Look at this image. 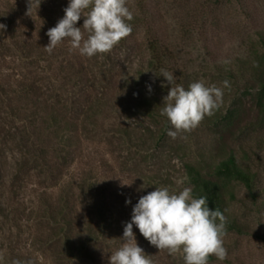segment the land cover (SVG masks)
Wrapping results in <instances>:
<instances>
[{
    "label": "rangeland",
    "instance_id": "374dc122",
    "mask_svg": "<svg viewBox=\"0 0 264 264\" xmlns=\"http://www.w3.org/2000/svg\"><path fill=\"white\" fill-rule=\"evenodd\" d=\"M52 1L59 11L69 4ZM29 5L0 0V264H109L140 196L156 186L176 190L177 181L192 187L186 164L207 162L208 170L229 150L256 173L258 195L236 180L225 188V216L247 232L226 231L227 258L208 264H264V119L253 71L264 50V0H127L131 34L92 57L70 51L68 40L49 54L46 33L58 21L41 18L34 0L29 15ZM150 41L168 49L182 86L204 80L223 89L214 114L176 139L160 115L171 85L146 66ZM146 100L159 109L140 113ZM133 232L154 264H184L181 253L159 250L135 225ZM65 235L84 250L70 256Z\"/></svg>",
    "mask_w": 264,
    "mask_h": 264
},
{
    "label": "clouds",
    "instance_id": "9594fccd",
    "mask_svg": "<svg viewBox=\"0 0 264 264\" xmlns=\"http://www.w3.org/2000/svg\"><path fill=\"white\" fill-rule=\"evenodd\" d=\"M31 6L32 0L28 14ZM64 13L56 26L47 30L49 43L44 48L49 54L65 40L69 41L70 51L76 50L82 56L107 54L133 30L129 23L133 13L127 7V0H69ZM82 16L83 26L77 27L76 22ZM5 28L6 25L0 24V30ZM159 76L167 81L161 83L162 87L171 85L162 97L160 115L171 125L168 135L173 139L194 130L205 116L213 115L222 105L223 89L216 84L197 80L185 89L166 69H160ZM223 87H230L227 80ZM148 91H152L151 85ZM177 185L176 190L156 186L140 196L132 208L131 220L124 225L123 243L111 252L109 264H154L151 255L137 244L133 225L159 250H167L170 255L181 253L184 264H208L213 255L220 261L227 258L224 214L218 208H210L206 196H194L192 187L182 186V181H177ZM130 203V199L126 200V204Z\"/></svg>",
    "mask_w": 264,
    "mask_h": 264
},
{
    "label": "trees",
    "instance_id": "16d2710c",
    "mask_svg": "<svg viewBox=\"0 0 264 264\" xmlns=\"http://www.w3.org/2000/svg\"><path fill=\"white\" fill-rule=\"evenodd\" d=\"M35 5H38L40 8V17L45 19L48 22L59 21L63 16L65 15L64 10L59 11L57 10V4L54 3V1H48L45 2V0H34ZM77 27H82L81 21L76 22ZM7 37L10 39L14 38V35L12 32H7ZM259 40L264 48V33H259ZM148 50L150 52V56L148 60L146 61L147 68L151 71L156 73L157 75H160V69H166L170 73L174 75L175 82L177 84L181 85V78L178 80L179 77H181V73L177 71H173L172 68H169L166 60L169 57V51L167 48L161 46L156 41H150L148 43ZM260 58V62L258 61L257 65L253 66V71L260 74L259 79V93L255 100V106L257 110V117L259 119H264V78H261V75H264V70L260 71L259 66L261 64L264 65V50L263 52L258 56V59ZM260 63V64H259ZM177 75V76H176ZM162 79L166 78L163 76H159ZM182 82H185V79L182 80ZM185 89H187L188 84L184 85ZM136 109H139V112H145L148 114H151L154 111H157L159 109L158 103L156 101L150 102L149 100H146L144 102L138 103L136 106ZM143 109V110H142ZM51 120L54 122L56 121L55 116H51ZM66 146H69L70 139L65 138ZM64 146V143H62ZM64 159V156H62ZM207 163V162H206ZM193 164V163H187L185 166L186 175L188 177L189 182L192 185L193 189V195L196 197L199 196H206L208 198L209 207L212 209L218 208L224 216L226 215V203H225V188L230 184L231 181L236 180L239 181L244 185V187L248 190L251 197L256 200L257 198V191H256V173L252 172L247 166H244L239 162L236 158V156L233 154L231 150H229L227 153L220 156V158L217 160V162L212 165L210 168L211 170H204V167H207L208 164ZM95 211L97 214V224H100V228L104 229L106 227V219L104 216V212L102 210V207L99 205L95 206ZM226 217V216H225ZM68 225V224H66ZM228 230H234L238 233H246V230H243L239 224H237L234 221H231L226 218V231ZM102 233V230H99V235L96 236L93 240L99 241L100 240V234ZM69 234V232H67ZM90 239H87L86 242H88ZM65 245L67 248V252H69L70 256L75 257L76 252L79 250L78 246H72V243H69L68 236L65 235ZM91 241V240H90ZM85 242V243H86ZM72 249V251H70ZM80 250H84V248H81ZM79 250V251H80ZM74 251V252H73Z\"/></svg>",
    "mask_w": 264,
    "mask_h": 264
}]
</instances>
